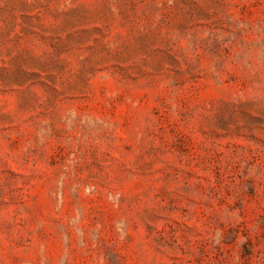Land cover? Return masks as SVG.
<instances>
[{
  "label": "rangeland",
  "instance_id": "1",
  "mask_svg": "<svg viewBox=\"0 0 264 264\" xmlns=\"http://www.w3.org/2000/svg\"><path fill=\"white\" fill-rule=\"evenodd\" d=\"M0 264H264V0H0Z\"/></svg>",
  "mask_w": 264,
  "mask_h": 264
}]
</instances>
